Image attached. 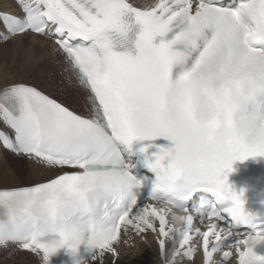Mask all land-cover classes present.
<instances>
[{
	"label": "snow or ice",
	"instance_id": "obj_1",
	"mask_svg": "<svg viewBox=\"0 0 264 264\" xmlns=\"http://www.w3.org/2000/svg\"><path fill=\"white\" fill-rule=\"evenodd\" d=\"M35 37L53 40L66 61L54 87L90 109L78 114L44 86L0 77V119L13 130H0V141L63 169L0 189V246L39 264L65 247L74 264H105L106 255L115 264L130 232H151L164 264L192 258L197 238L203 264H217L225 247L250 264L264 215L228 176L235 161L264 156V0H0V56L28 54ZM140 163L154 175L133 174ZM49 233L59 238L43 240Z\"/></svg>",
	"mask_w": 264,
	"mask_h": 264
},
{
	"label": "bare ground",
	"instance_id": "obj_2",
	"mask_svg": "<svg viewBox=\"0 0 264 264\" xmlns=\"http://www.w3.org/2000/svg\"><path fill=\"white\" fill-rule=\"evenodd\" d=\"M134 1L144 5L143 2L152 3L153 0ZM26 47L30 51L28 54L24 53L23 60L28 61L29 64L32 63V65L27 70L22 69L24 72L19 78L48 88L53 93L54 98L61 100L79 114L88 115L90 105L86 103L83 95L62 94L54 87L62 67L66 65L64 57L62 55L57 56L53 51L54 42L51 39L35 37L26 42ZM3 76L0 70V77ZM21 164L25 166L20 167ZM57 172L53 168L40 165L21 156H15L0 145V189L33 185L51 179ZM22 174L29 180L21 177ZM136 242L137 247L135 248L126 246L125 243L122 244L116 264H162L158 248L153 240L138 239ZM110 262L105 264H110ZM0 264H39V258L31 252L19 250L16 245L0 246ZM183 264H201V259L196 257L192 261H183Z\"/></svg>",
	"mask_w": 264,
	"mask_h": 264
},
{
	"label": "rangeland",
	"instance_id": "obj_3",
	"mask_svg": "<svg viewBox=\"0 0 264 264\" xmlns=\"http://www.w3.org/2000/svg\"><path fill=\"white\" fill-rule=\"evenodd\" d=\"M23 56H24V53H19V54L13 53L8 57L0 56V70L2 71L3 75L4 76L7 75L12 78L22 76V73L24 72L22 69L27 70L32 65V63L29 64L28 61L23 60ZM29 80H31V77H29ZM23 166L25 165L24 164L20 165V167H23ZM21 177L27 179L24 174H22Z\"/></svg>",
	"mask_w": 264,
	"mask_h": 264
},
{
	"label": "clouds",
	"instance_id": "obj_4",
	"mask_svg": "<svg viewBox=\"0 0 264 264\" xmlns=\"http://www.w3.org/2000/svg\"><path fill=\"white\" fill-rule=\"evenodd\" d=\"M249 262L250 264H264V255H259L256 252H253L250 255Z\"/></svg>",
	"mask_w": 264,
	"mask_h": 264
}]
</instances>
